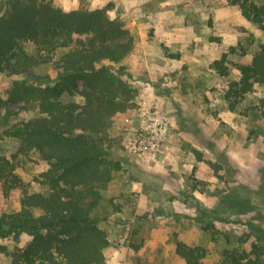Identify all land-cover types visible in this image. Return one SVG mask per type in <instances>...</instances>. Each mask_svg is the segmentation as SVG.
Returning <instances> with one entry per match:
<instances>
[{"label":"rangeland","instance_id":"rangeland-1","mask_svg":"<svg viewBox=\"0 0 264 264\" xmlns=\"http://www.w3.org/2000/svg\"><path fill=\"white\" fill-rule=\"evenodd\" d=\"M51 1L67 11L104 8L132 40L121 61L107 63L126 83L127 107L108 122L107 158L119 168L91 212L109 240L102 264H186L176 241L203 247L199 264H224L225 249L264 248V86L225 97L238 64L264 45V31L228 0ZM222 53L226 76L211 67ZM35 72L40 83L56 76L50 63ZM22 78L0 72V155L7 157L17 141L4 131L37 113L32 103L6 100ZM47 167L30 152L15 172L29 192L45 194L36 178ZM20 196L0 186V215L18 209ZM8 263L0 253V264Z\"/></svg>","mask_w":264,"mask_h":264},{"label":"trees","instance_id":"trees-1","mask_svg":"<svg viewBox=\"0 0 264 264\" xmlns=\"http://www.w3.org/2000/svg\"><path fill=\"white\" fill-rule=\"evenodd\" d=\"M228 1L264 31V4ZM131 41L104 8L67 11L51 0H0V72L24 75L12 82L6 100L32 103L37 112L4 131L17 144L9 157L0 155V186L4 195L20 189L21 196L18 209L0 215V239L17 243L28 237L23 246L0 243L8 264H102L109 240L91 212L119 168L107 158L108 122L127 107L126 83L107 63L121 61ZM59 49L65 51L55 58ZM225 62L222 53L211 67L226 76ZM49 63L54 81L40 83L35 69ZM237 69L240 77L228 83L227 99L256 83L264 86V45ZM30 152L48 164L36 178L45 194L29 192L15 172L19 156ZM175 252L186 264H199L205 256L203 247L182 241H176ZM263 254L257 244L250 251H222L224 264H263Z\"/></svg>","mask_w":264,"mask_h":264}]
</instances>
